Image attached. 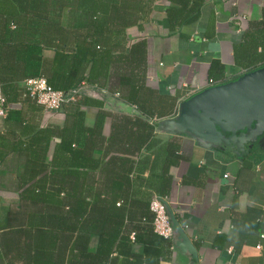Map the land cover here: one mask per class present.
<instances>
[{"label": "trees", "instance_id": "obj_1", "mask_svg": "<svg viewBox=\"0 0 264 264\" xmlns=\"http://www.w3.org/2000/svg\"><path fill=\"white\" fill-rule=\"evenodd\" d=\"M157 1L0 0L3 25L21 32L13 54L28 77H43L69 97L83 82L97 85L111 95L118 93L143 114H111L103 100L87 94L63 106L69 111L62 126L40 127L34 115L19 119L26 138L19 137L9 149L16 159L8 164L18 170L16 178L0 173V188L19 192L14 203L0 196V264L171 260L173 241L155 232L151 202L170 196L169 169L182 159L181 145L175 138L157 136L169 98L146 84L147 42L129 45L127 37L129 28L149 20ZM169 1L183 8L168 10L171 31L196 20L203 5V0ZM246 33L235 48V61L251 72L264 67V9L262 21ZM45 50L55 52L52 60L44 57ZM223 77V66L213 61L211 83ZM1 86L8 105L22 102L25 94L23 107L44 111L26 88ZM89 109L97 111L93 126L88 124ZM13 114L19 115L9 110L8 117ZM108 118L113 119L109 137L104 134ZM123 142L128 143L123 151L130 155H120L117 144ZM152 156L151 175L144 178Z\"/></svg>", "mask_w": 264, "mask_h": 264}, {"label": "crops", "instance_id": "obj_2", "mask_svg": "<svg viewBox=\"0 0 264 264\" xmlns=\"http://www.w3.org/2000/svg\"><path fill=\"white\" fill-rule=\"evenodd\" d=\"M202 3L196 20L171 31L168 10L183 8L169 0H158L142 27L127 30L129 45L142 40L147 42V86L169 98L156 134L164 140L175 138L181 145L182 159L169 169L173 183L167 202L198 251L195 260L174 246L171 260L163 264H264V142L247 150L248 154L239 159L230 150L209 149L191 136L159 129L161 122L178 115L185 100L208 87L236 80L250 72L236 64L235 48L242 45L250 27L262 21L264 0H203ZM191 5L193 3L186 10ZM242 15L247 17V29L240 32L238 22ZM3 21L4 17L0 16V85L24 89L26 80L31 77L23 70L19 56L13 54L14 42L21 32L12 24L4 26ZM54 55L53 50L44 51L46 59L52 60ZM213 61H219L224 68L220 83L212 84L209 78ZM25 97V94L21 96L22 102ZM103 101L104 109L111 114L143 115L120 97L110 94ZM22 102L9 105V110L19 115L0 118V155L4 158L0 161V173L5 174V178L15 179L18 171L8 166L16 159L9 149L17 144L19 137L23 141L26 138L19 119L34 115V118L39 116L36 123L40 127L62 126L69 111L66 106L60 112H34L27 105L23 107ZM96 112L88 110L89 126H93ZM112 123V118L105 122L107 137ZM127 145L125 142L117 144L121 156L130 155L123 151ZM153 163L152 156L144 178L150 177ZM18 195L13 189L0 188V196L5 201L9 199L14 203Z\"/></svg>", "mask_w": 264, "mask_h": 264}, {"label": "water", "instance_id": "obj_3", "mask_svg": "<svg viewBox=\"0 0 264 264\" xmlns=\"http://www.w3.org/2000/svg\"><path fill=\"white\" fill-rule=\"evenodd\" d=\"M89 93L104 100L96 91ZM159 129L191 136L209 149L230 150L242 159L258 143L264 142V67L193 95L180 105L178 115L161 122ZM165 205L175 248L197 260V248L168 202Z\"/></svg>", "mask_w": 264, "mask_h": 264}, {"label": "built area", "instance_id": "obj_4", "mask_svg": "<svg viewBox=\"0 0 264 264\" xmlns=\"http://www.w3.org/2000/svg\"><path fill=\"white\" fill-rule=\"evenodd\" d=\"M228 1V0H220ZM247 29V17L242 15L239 18L238 30L244 31ZM27 93L31 98L41 105L46 113L61 111L63 106L71 102H77L82 95H89V92L96 91L100 94L101 98L109 96L107 90L101 89L97 85H90L83 82L81 86L71 94L67 95L63 91L53 89L43 77L29 78L25 82ZM115 98H119L120 95L117 93L114 95ZM9 105L7 104L6 97L3 93L2 86L0 85V118L6 119L8 117ZM227 177V176H226ZM167 198H154L151 202V210L155 215L154 228L155 232L166 239H172L173 229L170 217L167 212L165 203Z\"/></svg>", "mask_w": 264, "mask_h": 264}, {"label": "rangeland", "instance_id": "obj_5", "mask_svg": "<svg viewBox=\"0 0 264 264\" xmlns=\"http://www.w3.org/2000/svg\"><path fill=\"white\" fill-rule=\"evenodd\" d=\"M57 112H60V111H57ZM52 113V112H51ZM11 201H13V200H9L8 199V201H5V203H13V202H11ZM14 202H16V201H14Z\"/></svg>", "mask_w": 264, "mask_h": 264}]
</instances>
